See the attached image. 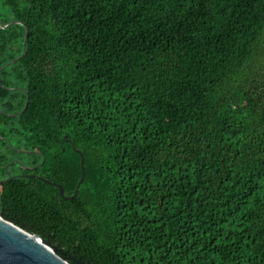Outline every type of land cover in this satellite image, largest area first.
Returning <instances> with one entry per match:
<instances>
[{
  "label": "trees",
  "instance_id": "1",
  "mask_svg": "<svg viewBox=\"0 0 264 264\" xmlns=\"http://www.w3.org/2000/svg\"><path fill=\"white\" fill-rule=\"evenodd\" d=\"M7 172L69 264H264V0H0Z\"/></svg>",
  "mask_w": 264,
  "mask_h": 264
},
{
  "label": "water",
  "instance_id": "2",
  "mask_svg": "<svg viewBox=\"0 0 264 264\" xmlns=\"http://www.w3.org/2000/svg\"><path fill=\"white\" fill-rule=\"evenodd\" d=\"M11 24H20V22H12L3 28ZM26 32L23 45L27 39ZM11 179L12 177L8 175L5 180L0 181V185L9 182ZM59 254L61 252L55 246L37 235L3 220L0 216V264H69ZM70 259L74 264H84L75 259Z\"/></svg>",
  "mask_w": 264,
  "mask_h": 264
},
{
  "label": "flooded vegetation",
  "instance_id": "3",
  "mask_svg": "<svg viewBox=\"0 0 264 264\" xmlns=\"http://www.w3.org/2000/svg\"><path fill=\"white\" fill-rule=\"evenodd\" d=\"M33 168L34 167H30V168H28L27 167V169H30V170H33ZM20 177H25V178H30V179H38V180H41V178L39 177V176H37V175H35V174H33V173H28V174H25V175H19Z\"/></svg>",
  "mask_w": 264,
  "mask_h": 264
}]
</instances>
